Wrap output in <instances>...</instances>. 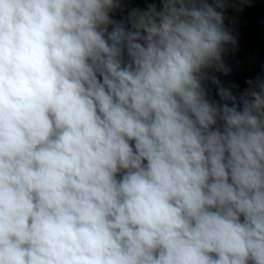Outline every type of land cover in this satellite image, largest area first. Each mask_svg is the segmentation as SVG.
I'll list each match as a JSON object with an SVG mask.
<instances>
[{
  "label": "clouds",
  "instance_id": "obj_1",
  "mask_svg": "<svg viewBox=\"0 0 264 264\" xmlns=\"http://www.w3.org/2000/svg\"><path fill=\"white\" fill-rule=\"evenodd\" d=\"M127 3L0 0V264H264L248 0Z\"/></svg>",
  "mask_w": 264,
  "mask_h": 264
},
{
  "label": "water",
  "instance_id": "obj_2",
  "mask_svg": "<svg viewBox=\"0 0 264 264\" xmlns=\"http://www.w3.org/2000/svg\"><path fill=\"white\" fill-rule=\"evenodd\" d=\"M127 7H145V0H128ZM227 23L237 40V47L228 55L233 71L222 77L226 83L235 84L237 90L247 87L249 78L264 76V0H248L227 12ZM215 95V89L211 90Z\"/></svg>",
  "mask_w": 264,
  "mask_h": 264
}]
</instances>
